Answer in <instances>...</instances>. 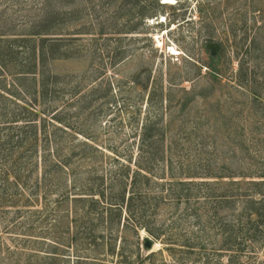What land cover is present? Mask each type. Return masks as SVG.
I'll list each match as a JSON object with an SVG mask.
<instances>
[{
	"label": "rangeland",
	"instance_id": "1",
	"mask_svg": "<svg viewBox=\"0 0 264 264\" xmlns=\"http://www.w3.org/2000/svg\"><path fill=\"white\" fill-rule=\"evenodd\" d=\"M39 29L69 40L62 41L69 57L48 61L57 76L48 96L36 102L28 85L16 102L37 109L38 132H53L57 142L17 151L28 152L23 170L16 166L30 176L25 191L38 202L22 199L0 213V264H51L54 252L55 264H75L77 256L81 264H227L229 251L215 249L220 238L210 210L200 207L206 194H215L214 183L231 180L220 173L264 179L258 175H264V0H0L2 53L19 43L16 37ZM26 50L12 48L20 57ZM15 68L7 60V71ZM3 80L9 87L11 78ZM5 111L10 118L26 113L12 99ZM148 134L158 141L142 142ZM44 150L74 152L76 197H87L82 189L102 181L117 192L135 170L147 171L132 203L131 217L143 222L136 229L122 220L116 230L106 215L93 223L77 217L75 225L93 229L99 240L113 237L114 253L87 240L66 242L61 228L72 217L64 202L50 204L46 219L36 212L45 190L35 188ZM12 165L0 162V168ZM46 189L51 203L56 186ZM52 219L57 224L47 229ZM195 236L201 249L181 244ZM239 262L264 264V244L247 249Z\"/></svg>",
	"mask_w": 264,
	"mask_h": 264
},
{
	"label": "trees",
	"instance_id": "2",
	"mask_svg": "<svg viewBox=\"0 0 264 264\" xmlns=\"http://www.w3.org/2000/svg\"><path fill=\"white\" fill-rule=\"evenodd\" d=\"M56 18L58 19L57 16ZM44 26H47L46 23H44ZM49 33L58 32H49L48 29L34 30L23 37L21 36L13 39V41L19 43L16 46H9L8 53L5 51L2 53L0 51V114L1 112L5 114V117L3 116V118H0V123L4 124L0 125L4 126L3 128L0 127V162L4 164V162L11 161V164L13 163V165H15L14 168L10 169H8V167L0 168V213H4L3 211L7 210V206L15 207L19 205V203L21 204L23 202L22 199H24V202H28L29 200L31 202H38L35 192L30 195L25 191L30 176L28 177L25 172L21 173V169L16 166L22 165L23 170V166L25 167L28 161L22 163V160L28 152L17 151L24 147H27V150L35 149L36 151V149L38 150L39 148L38 145L40 142H42L43 148L45 149L49 148L52 143L57 142V139L53 137V132L51 133L47 129H41V133L38 132L36 117L40 112L37 109L32 108L26 101H24V104L16 102L21 96L20 93L25 92L23 86L28 85L31 86L32 91L36 94L34 98L36 102H38L37 98H39V95L42 99L48 96L57 79L56 75L50 73V69L47 65L48 61L56 58L69 57V53L65 49L67 44L62 42L69 40L65 39V37L46 36V34ZM12 48H16V50L19 48L22 49L20 52H25L24 50L27 49V55H25V57H20L18 54H15L18 52L12 51ZM7 60L13 62V66H19V68L7 71ZM6 76L11 78L9 87L1 84L3 83L2 81H4L3 78ZM11 99L18 106L22 107L23 110H26V113L25 111H19L17 114L13 112L12 118L7 117L8 111H5V108L6 104L11 101ZM148 126L149 124L145 125L144 128L147 129ZM39 134H41V136H39ZM156 141H158V139H153V135L150 134L142 138V142H147L149 144H153ZM83 145L87 148H92L88 143H83ZM83 149L85 150L86 148ZM15 152L18 154L14 155ZM85 153L83 152L84 155ZM83 154L81 157L84 156ZM73 155L74 152L66 154L61 150H54L53 153H50L49 150H44L40 158L42 173L35 181V188L36 191H40L42 188L45 190L42 191V208L40 211L37 210L36 212L39 215H44L41 216L46 219L49 215L48 213H50L49 210H51L50 204L52 206H57L58 202H64L67 206L65 210L67 216L69 215L72 217L71 222L64 228H61L64 234L65 231L67 233L66 242L69 240L78 242L87 240L88 244L94 245V248L99 245H104L106 252L112 254L115 251L113 237L105 241L103 239L104 236H102L99 240V238H97L98 236L93 233V229L90 230L89 227L84 229L83 225H79V227L75 225V222L79 218L83 220L87 219V221H92L93 223V219L96 218L95 216L102 220L104 217L110 216L108 220H116V230L119 229L122 220H124L123 226L125 222H127V225H125L126 228L130 225L133 229H136V224H143L139 219L131 217L133 216V214H131L133 199L136 193L141 195L140 191L136 188V184L137 181H141L139 177L149 180V176L147 175V171H145V174L141 175L139 170H135L130 183L122 181L121 187H119V191L117 192L114 190V183H108L103 187L104 183L102 181L101 183H97L95 188H93L95 184L91 183L89 187H86L87 189H82V192L86 193L87 197H76L71 191V187H73L75 183V179L73 180L71 177L73 171L71 169ZM34 165H37V161ZM258 175H260L259 177H264L263 173ZM216 177L222 179L228 177L231 178V180H223L222 182L214 183L217 184L214 188L216 191L215 194H206L204 199L205 203L203 202L204 204L200 208H204L205 210V208L208 207L206 211L208 212V210H210L209 213L211 218L209 217V221L214 223L213 227H216L218 230L220 238L218 241L219 247L215 249L229 251L227 264H241L239 262L240 257L247 249L253 251L254 248L258 249L264 244V179L239 181L237 179H232L235 177L233 173L227 172L220 173L216 175ZM95 179H100V177L98 178L96 176L92 178L91 181ZM51 184H55L57 194L50 203L48 197L51 193L48 194L46 188L48 186L51 187ZM182 185L184 186L183 190L187 189L185 183ZM128 186L129 189L126 196ZM188 189L191 188L189 187ZM180 190H182V188H180ZM27 194L29 196H27ZM33 198H35V201ZM77 202L78 205H75ZM80 210L83 211L81 215L78 213ZM91 214H94V216L90 217ZM10 220L12 223L14 219ZM129 220H131L132 223H129ZM2 221L5 222L4 219H2ZM53 221H55V223H53ZM51 222V227L48 226L47 229H52L56 226L57 221L55 219H52ZM72 222H74V224ZM74 226H76L74 232L68 235L69 229L73 230ZM29 228L31 227H28L27 230H29ZM154 237H159V235H154ZM198 238V236H195L194 240L188 238L182 239L181 244L193 251L194 249H201L203 247L202 242L199 241ZM147 242L148 241L144 244L145 248H149L146 245ZM148 243L150 244V242ZM172 244L175 243L172 242ZM257 245H259V247H257ZM44 252L53 253V251L46 250H44ZM32 255L34 256V254ZM44 255H48V253H44ZM53 255L56 257L58 254L54 252ZM49 256H51V264H55L57 259L52 255ZM26 263L32 264L29 261ZM81 263H83L82 259L77 256L75 264Z\"/></svg>",
	"mask_w": 264,
	"mask_h": 264
},
{
	"label": "bare ground",
	"instance_id": "3",
	"mask_svg": "<svg viewBox=\"0 0 264 264\" xmlns=\"http://www.w3.org/2000/svg\"><path fill=\"white\" fill-rule=\"evenodd\" d=\"M172 0H163V2L171 3Z\"/></svg>",
	"mask_w": 264,
	"mask_h": 264
},
{
	"label": "water",
	"instance_id": "4",
	"mask_svg": "<svg viewBox=\"0 0 264 264\" xmlns=\"http://www.w3.org/2000/svg\"><path fill=\"white\" fill-rule=\"evenodd\" d=\"M146 245L149 247L150 246V244L149 243H146Z\"/></svg>",
	"mask_w": 264,
	"mask_h": 264
}]
</instances>
